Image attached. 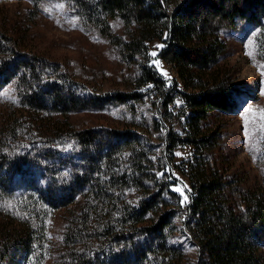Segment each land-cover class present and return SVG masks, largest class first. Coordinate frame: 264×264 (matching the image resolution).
Returning <instances> with one entry per match:
<instances>
[{
  "label": "trees",
  "instance_id": "1",
  "mask_svg": "<svg viewBox=\"0 0 264 264\" xmlns=\"http://www.w3.org/2000/svg\"><path fill=\"white\" fill-rule=\"evenodd\" d=\"M30 1L38 10L64 2L127 64L148 62V44L165 38L160 56L188 90L194 153L183 169L190 183L186 225L199 264H264V182L253 187L230 176L209 156L217 145L203 130L210 111L232 105L227 75L218 69L222 34L253 25L264 44V0ZM19 49L0 31V90L13 84L17 95L16 112L0 113V264H183L182 250L168 242L179 197L146 173L137 137L70 121L139 95L93 96L58 64ZM140 67L137 85L161 88L157 73ZM56 211L65 226L52 260L48 221Z\"/></svg>",
  "mask_w": 264,
  "mask_h": 264
},
{
  "label": "rangeland",
  "instance_id": "2",
  "mask_svg": "<svg viewBox=\"0 0 264 264\" xmlns=\"http://www.w3.org/2000/svg\"><path fill=\"white\" fill-rule=\"evenodd\" d=\"M112 27L115 33H123L119 23L112 22ZM0 31L16 41L21 52L58 64L87 86L93 96L139 95V99H128L124 104L107 102L103 107L74 113L70 121L79 129L109 128L137 137L141 155L148 159L146 173L157 185L170 183V190L179 197L168 242L182 250L183 264H199L198 248L188 236L186 225L190 183L183 169L194 153L188 142L191 111L183 97L188 90L176 66L160 56L166 47L165 38L148 44V62L139 59L136 64H127L121 62L106 39L86 30L64 2H49L38 10L30 0H0ZM257 32L255 26L245 25L222 34L226 48L218 69L227 75L232 105L213 109L203 123L204 132L213 134L217 145L209 154L212 160L229 169L230 176L253 187L264 182V44L259 42ZM140 65L157 73L161 88L153 83L137 85ZM16 100L14 85H5L0 90V113L16 112ZM177 203L170 200L169 205ZM63 215V211H56L48 221L52 260L62 246Z\"/></svg>",
  "mask_w": 264,
  "mask_h": 264
},
{
  "label": "snow or ice",
  "instance_id": "3",
  "mask_svg": "<svg viewBox=\"0 0 264 264\" xmlns=\"http://www.w3.org/2000/svg\"><path fill=\"white\" fill-rule=\"evenodd\" d=\"M159 47V46H157ZM153 56H155L156 54L155 53H152ZM177 191H179V189H176ZM185 201H187V196H185Z\"/></svg>",
  "mask_w": 264,
  "mask_h": 264
}]
</instances>
